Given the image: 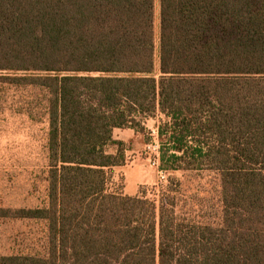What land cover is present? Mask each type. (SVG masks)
I'll use <instances>...</instances> for the list:
<instances>
[{"label":"trees","instance_id":"trees-1","mask_svg":"<svg viewBox=\"0 0 264 264\" xmlns=\"http://www.w3.org/2000/svg\"><path fill=\"white\" fill-rule=\"evenodd\" d=\"M159 1L157 39L156 0H0V82L38 92L51 165L44 208L0 209L42 219L41 249L0 264H264V0ZM158 112L161 168L220 179L205 220L179 181L108 190L114 131Z\"/></svg>","mask_w":264,"mask_h":264},{"label":"rangeland","instance_id":"rangeland-1","mask_svg":"<svg viewBox=\"0 0 264 264\" xmlns=\"http://www.w3.org/2000/svg\"><path fill=\"white\" fill-rule=\"evenodd\" d=\"M155 14L158 39L159 0H156ZM156 58L158 73V47ZM40 100L37 91L0 82V209L14 211L47 205L51 170L48 149L50 125ZM164 123V114L158 112L147 120L144 132L132 128L114 131L115 138L127 144V161L122 166L108 169V190L130 195L143 190L147 197L159 200L163 186L179 181L181 184L173 185L179 191L180 199L197 205L198 219L205 220L207 217L204 215L211 212L208 209L210 205L221 209L220 179L215 172L204 169L163 170L159 131ZM182 201H179L181 205ZM11 215L0 214V255L36 253L41 249L36 243L38 239L43 241L46 223L39 218Z\"/></svg>","mask_w":264,"mask_h":264}]
</instances>
